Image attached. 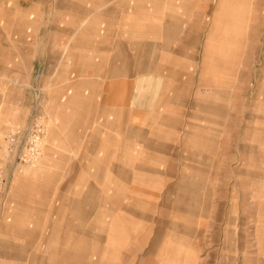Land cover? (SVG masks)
<instances>
[{"label": "rangeland", "instance_id": "1", "mask_svg": "<svg viewBox=\"0 0 264 264\" xmlns=\"http://www.w3.org/2000/svg\"><path fill=\"white\" fill-rule=\"evenodd\" d=\"M38 1L41 2L38 10L29 7ZM54 3L55 0H0V173L7 168L9 178L4 182L0 174V208L7 205L9 211H14L17 205L24 206L22 218L17 219L16 213L0 212V227L2 219V225L7 224V229L0 228V236L3 233L14 242L8 246L13 252L19 251L18 256H9L7 261L0 257V264H35L41 253L47 263L63 264L53 256L59 251L60 255L65 247L72 251L81 248L83 260L74 259L71 264L79 261L98 264L100 246L95 241L96 233L100 227L104 229V236L111 235V215H117L111 211L116 207L121 210V224L131 226L127 236L142 237L145 242V235L151 230L150 240L135 247L137 259L125 260L126 264H264V0H200L199 18L193 20L194 23L198 20L199 33V49L195 50L193 63L175 70L180 76L178 81L165 77L162 84L161 80L153 82L157 88L151 90L152 95L176 92L183 96V101L173 102V111H168L170 116L166 115L169 121L177 120L179 127L182 124L183 133L166 132L163 123L158 127L160 132H154L146 122L143 127L146 132L142 133L143 138H138L159 145L182 143L179 148L164 151L169 156L167 164L162 161L151 166L148 148L144 147L147 145L137 141L136 164L120 166L130 170L127 178L110 175L111 166L105 165L103 174L99 175L102 179L96 180V158L87 156V189L96 191L88 192L89 208L101 205L103 200L105 209L103 221L94 217V211L89 213L83 229L89 244L33 245L27 241L31 240L32 233L41 240L69 235L63 219L68 213L55 212V205H68L71 200L81 199L76 196L79 192L64 195L51 190L55 182L62 180L57 173L71 167L64 163L83 154L79 142L81 132L93 139L103 128L97 94L119 88L108 84L107 77L103 78V69L96 71L91 67L94 61L80 63V52L88 56L87 51L94 52L95 45L103 46L99 44L103 37L82 36L83 31L77 33L82 21L64 19L67 15ZM235 11L241 12V25L237 28ZM194 13L198 14L196 9ZM26 22L30 24L25 25ZM184 23L186 29L192 28V21ZM119 24L117 20L104 24L105 29L114 33V37L107 38V43L122 40L134 44L147 40L157 46L158 59L165 54L160 28L152 37H119ZM96 25L87 21L85 27ZM63 29L71 30L74 35L54 34V30ZM226 32L227 43H234V50L228 52L229 56L226 54L225 61L220 55L219 61L214 62L217 73L203 74L207 38L213 36L214 44H218ZM35 33L39 36H34ZM67 45L68 54L74 55L70 76L79 82L76 71L84 64L88 66L87 79L91 84L60 83L68 70L64 68ZM139 88L136 92L149 93L144 87ZM73 92L91 93L92 99L68 101L64 116L63 108H58L65 102L54 98H64ZM70 106L73 111L69 114ZM55 114H59L57 119ZM113 127L120 128L115 136L122 138V123ZM53 128L57 133L50 142ZM111 151L110 148L108 152ZM175 160L179 163L175 164ZM38 176L45 191L31 192ZM16 177L18 180L13 179ZM49 184L53 187L50 192ZM33 194L36 197L39 194L37 200L43 210L34 214L31 205L37 200L32 202ZM126 209L133 212L128 213ZM32 216L36 217L34 223ZM70 235L75 238V231ZM152 240L154 243L149 245ZM113 247L105 246L108 250ZM53 249L56 251L51 256ZM146 252L151 254L150 263L143 261Z\"/></svg>", "mask_w": 264, "mask_h": 264}, {"label": "crops", "instance_id": "2", "mask_svg": "<svg viewBox=\"0 0 264 264\" xmlns=\"http://www.w3.org/2000/svg\"><path fill=\"white\" fill-rule=\"evenodd\" d=\"M40 3L41 2L39 1L32 3V5H30L29 7L31 9H39ZM54 4L57 5V8H59L60 10L62 9V12L67 15V17H64V19L82 21L80 27L76 31L77 33H82L83 31L82 36L103 37L102 42L99 41V44L101 43L103 44V46L98 47V45H95L96 49L94 52L87 51L88 56H86L83 51L80 52V63L86 61L90 63V60L94 61L95 64L91 65V67H93V69H97L96 71L103 69V78L107 77V79L109 80L108 84L116 86L119 85V88L115 91L111 89V91L97 94L96 100L101 101L99 118L101 119L100 121L102 122L101 125L103 126V128L97 131L99 135L94 136L93 139H91V137H89V135L85 134L84 132H81L82 135L79 137V142L81 147L80 149L84 150L83 154L79 159L72 158L70 159V162L64 163L65 165L68 164L71 167L70 169L69 167H66L63 173H57V175L60 174L62 180H59L57 183L55 182V184L53 185L54 188L50 184L48 185V192H50L51 188H53L51 192H62L64 193V195L67 192H79L78 194H76V196H79L81 199L77 201L71 200L68 205L67 203L64 205H55V208L57 207L55 209V212L64 211L69 214H67V216H64L63 218L64 228L66 227L65 230L69 231V235L63 237L51 236L41 240L42 238L40 239L39 236H36V234L32 233V238H30L31 240L27 241H29L33 245L60 244L66 246H87V244H89L87 240L88 235L86 232H84L83 229H86L88 218L90 217L89 213L94 211V213H96V216L94 217H96V219L99 221H103L105 218L103 200L101 202V205L96 204L95 208L91 209L88 205V192L92 193L96 191H88L87 189V156L90 154L96 158L94 161L96 180L102 179V177L99 175L103 174L105 165L111 166L108 168V172L110 175L118 174L122 175V178H127L130 170H125L120 166L136 164L137 154L135 152L137 150V141H139V137L143 138L142 133L146 132V130L143 129L144 125H146V122L147 126H152V130L154 132H160L161 129H158V127L163 123L165 124L166 132L175 134H177L178 132L183 133L182 124H180L179 127L177 120L169 121L166 116H170L168 112L169 110L173 111V102L183 101V96H180V93L176 92H158L155 95H152L151 90L157 88L155 87L156 85H154L153 82H158V80H161L160 84H162L163 78L165 77H173L178 81L180 76L177 72H175V70L189 66L190 62L193 63L195 58L194 55L199 49L198 20L195 23L193 20L195 18H199L198 6L200 5V0H55ZM21 6L22 8H24V4H22ZM190 6L191 13L189 12ZM195 9L198 14L194 13ZM234 13L236 15L234 26L235 28H237L241 25V12L235 11ZM20 19L25 20V18ZM34 20L38 21L37 19L33 18V21ZM116 20L120 22L118 29L119 31L117 32V36L119 37H152L153 35H157V30L160 28L159 34L164 39L163 50L165 53L162 58L158 59V50L156 48L157 46L152 41L146 40L143 42H134V44H127L122 40H116L111 43H107V38L114 37V33H111L108 29H105L104 24H108ZM214 20H216L215 17ZM87 21L95 22L97 24L96 27H85L87 25ZM185 21H192V28L189 27L186 29L184 23ZM152 22H154L153 25ZM24 24L28 25L30 23L26 22ZM57 33H60L59 35H62L61 33L69 36L74 35L71 30L68 31L66 29L54 30V34L57 35ZM33 35L39 36L38 33H35ZM222 36L224 39L220 40L218 44L215 43L216 45L213 42V36L207 38V56L204 60L205 70L203 74L206 73L213 76L215 73H217V66L214 64V62L216 60L219 61L220 55V58H224L223 60L225 61L226 57L229 56L228 52L232 53V51L234 50L235 44L232 42L227 43L228 32H226L225 35ZM105 42L108 45L104 46ZM213 44L215 47H213ZM68 45L64 50V55H67V58H65L67 59V61L64 64V68L68 70L67 72H64L63 75L65 80H61L60 83L80 84V86L91 84L92 82H89V80L87 79L88 73L86 69L88 66L84 64H80L76 71L78 73V78H80L79 82L75 80V77H73V75V78L70 76L69 70L72 67L71 62L72 60H74V55L73 52H71L70 55L68 54ZM91 47L92 46L90 45L88 48L90 49ZM92 52L96 56L93 54V56L91 57ZM105 70H107L106 74L104 73ZM223 71L225 72V69L221 70V72L224 74ZM153 73L157 76H155ZM138 84L140 85V88L142 86L145 90H149V93L136 92V89L139 88V86L137 87ZM92 95L93 94L86 92H73L67 93L64 98L54 99L63 100L65 102V104H62L64 105L63 107L59 106L58 108L59 110L63 108L62 110L65 116L67 115L66 110L69 106V104H66L68 101H88L92 99ZM53 96L57 97L56 95ZM72 107L73 106H70V110L67 113L70 114V111H73L71 109ZM74 111L77 110L74 109ZM182 112L183 110L181 109L180 113ZM58 115L55 114L54 118L57 119L59 117ZM147 117L152 118L150 121H148ZM66 122L67 120H65V123ZM117 123L118 125L120 123H122L123 125L122 133L124 134V136L122 138L119 136H115V133L120 131V128L117 127V129L115 130L113 127ZM167 127H169V130L167 129ZM51 132V136L49 137L50 142L53 140V137H56L55 132L57 133V130L53 128ZM88 138H90V140H88ZM139 142L147 145L144 147L148 148L149 160H152L148 163H150L151 166H156L162 161L163 164H167L169 156L167 155V153L165 155L164 151H166V149L169 150L171 148H179L182 146V143L179 146H173L168 144L159 145L155 141L144 140L142 142L140 140ZM110 148L112 149V151L108 152ZM141 154L142 152H140L138 156H141ZM64 160L67 161L69 159L64 158ZM178 163L179 162L175 160V164ZM68 169L70 172H68ZM149 173L152 174V171L149 170ZM0 174L2 175V181L8 182L7 179L9 178L7 168L4 169L3 173ZM13 179H17V177ZM13 179L11 178V180ZM38 179H41L40 176L37 177V182L32 183L31 192L45 191L43 190V188H41V180ZM63 180H66V182H63ZM181 180H184L183 177L181 178ZM4 184L6 185V183ZM18 190L20 191V188ZM18 190L13 191L18 192ZM179 190H181V192H184L183 188H180ZM35 197L36 194H33L32 202H36L39 194L36 198ZM181 200L182 198H180V201ZM39 205L40 202L38 200L36 204L31 205V212L33 214L35 212L39 213L43 211L40 208L41 205ZM17 206L19 207H16V210L9 211L7 205H4L2 206V208H0V212L16 213L15 217L17 219L20 217L22 218L24 206ZM106 211L109 212V210ZM119 211L121 210L117 207L114 211H111L113 212V214L114 212H116L117 214L116 216L111 215L113 219L111 223V235L104 236V229L98 227L99 232L96 233L95 237L97 245L100 246L97 253L98 264H126L125 260H127V262L134 261L137 259L136 252L134 251L137 243L140 245L145 244L151 238V230L146 233L145 238L147 239V241L145 242H142V237L127 236L129 235L128 233L131 229L129 227L131 226L127 225L128 223L121 224L122 220L119 216ZM126 212L131 213L133 211H131L130 209H126ZM35 220L36 217L32 216L33 223L35 222ZM3 221L4 220L2 219L0 228L5 230L7 229V224L5 226L2 225ZM33 227L36 226L33 224ZM72 230H74L76 233L75 238L70 235L72 234ZM114 232H116V234ZM2 234L3 233H1L0 236V257L4 258V261H7L9 260V256H18L19 251L17 249L16 251L18 252H13V250H11L8 246L9 244H12L14 242L9 241L7 236H4ZM14 241H16V243L18 244L17 239ZM152 243H154L153 240L150 241L149 245ZM106 245H113L115 247L108 250V248H105ZM54 251H56V249H53V251L50 252L51 256L52 254H55ZM62 251L63 252H61L60 255L59 251L55 257L53 256V259L58 262L63 261V264H71L72 260L74 259L83 260V257L80 256L81 248L73 249L72 251L70 247H65ZM41 254L35 259V264H53L52 261L47 263L46 258ZM147 260L149 261V263L152 260L151 254L148 252L144 254L143 258V261ZM77 264L82 263L79 261Z\"/></svg>", "mask_w": 264, "mask_h": 264}]
</instances>
